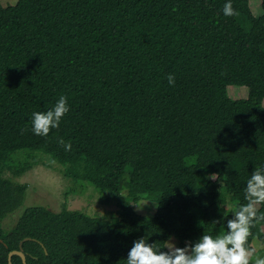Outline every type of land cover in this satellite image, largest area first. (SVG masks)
<instances>
[{"label": "trees", "instance_id": "1", "mask_svg": "<svg viewBox=\"0 0 264 264\" xmlns=\"http://www.w3.org/2000/svg\"><path fill=\"white\" fill-rule=\"evenodd\" d=\"M225 2H0V264L27 237V264H126L144 235L161 247L175 236L183 247L226 231L231 210L247 203V178L264 167V12L232 0L235 14L226 17ZM231 84L247 86L248 97L231 99ZM61 95L69 111L60 126L33 134L32 113ZM24 149L111 191L119 215L34 206L6 232L1 222L28 185L4 172ZM143 197L157 202L153 216L135 210ZM258 209L264 215V204ZM261 224L250 229V249ZM12 261L24 264L19 255Z\"/></svg>", "mask_w": 264, "mask_h": 264}, {"label": "clouds", "instance_id": "2", "mask_svg": "<svg viewBox=\"0 0 264 264\" xmlns=\"http://www.w3.org/2000/svg\"><path fill=\"white\" fill-rule=\"evenodd\" d=\"M226 17L233 16L235 10L232 0H226L223 6ZM170 85L175 84L174 75L168 76ZM69 111L68 97L61 95L53 107L44 112H33L31 131L37 136H47L51 129L58 128ZM64 144L65 151H71L70 142ZM216 180L215 176L207 177ZM244 199L247 203L231 210L226 220V231L213 236L202 234L192 243L177 246L174 240L161 247L150 242L149 236H142L133 241L125 258L126 264H250L254 249L246 246L250 229L257 220H264L258 215V205L264 204V167L254 168L246 180ZM166 249V250H164ZM254 264H264V257L257 256Z\"/></svg>", "mask_w": 264, "mask_h": 264}, {"label": "rangeland", "instance_id": "3", "mask_svg": "<svg viewBox=\"0 0 264 264\" xmlns=\"http://www.w3.org/2000/svg\"><path fill=\"white\" fill-rule=\"evenodd\" d=\"M17 1L0 0L3 6L15 5ZM250 6L254 15L263 14L262 0H250ZM227 93L234 100L246 99L249 95V88L244 85L231 84L227 87ZM29 165L31 167L19 176L14 174V171L21 173ZM8 166L4 176L17 184H27L28 190L23 203L2 220V227L6 232L11 231L17 225L26 209L34 206H43L55 212L78 211L100 219H111L119 215L118 200L111 191H103L83 179L67 177L64 173L66 165L52 159L43 151L20 150L11 155ZM132 203L135 210L145 216H153L157 211V202L151 198L143 197L137 203ZM227 207L232 208L233 205L228 204ZM258 229V236L252 243L255 251L250 264H254L257 256L264 257V245L261 244L264 240L260 237L264 236V224L259 225ZM171 239L178 246V238L173 236Z\"/></svg>", "mask_w": 264, "mask_h": 264}, {"label": "water", "instance_id": "4", "mask_svg": "<svg viewBox=\"0 0 264 264\" xmlns=\"http://www.w3.org/2000/svg\"><path fill=\"white\" fill-rule=\"evenodd\" d=\"M31 239L32 238H30V237L25 238L24 240H22L20 242V249L19 250H13L9 253V264H13L12 258L14 255H19L22 258L24 264H27V257H26V254L24 253V250H23V244L25 241H28Z\"/></svg>", "mask_w": 264, "mask_h": 264}, {"label": "crops", "instance_id": "5", "mask_svg": "<svg viewBox=\"0 0 264 264\" xmlns=\"http://www.w3.org/2000/svg\"><path fill=\"white\" fill-rule=\"evenodd\" d=\"M264 101V100H263ZM261 244H263L264 245V241L263 242H261ZM252 246H253V244H252ZM253 249H254V246H253Z\"/></svg>", "mask_w": 264, "mask_h": 264}]
</instances>
